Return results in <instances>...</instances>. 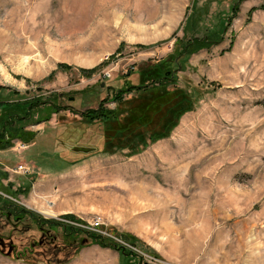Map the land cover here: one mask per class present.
<instances>
[{
    "label": "rangeland",
    "instance_id": "rangeland-1",
    "mask_svg": "<svg viewBox=\"0 0 264 264\" xmlns=\"http://www.w3.org/2000/svg\"><path fill=\"white\" fill-rule=\"evenodd\" d=\"M156 64L186 96L152 136L126 87ZM100 110L112 119L82 114ZM10 113L38 132L8 146L24 172L71 169L45 201L0 189L62 224L1 212L0 264H264V0H0V124Z\"/></svg>",
    "mask_w": 264,
    "mask_h": 264
},
{
    "label": "trees",
    "instance_id": "trees-1",
    "mask_svg": "<svg viewBox=\"0 0 264 264\" xmlns=\"http://www.w3.org/2000/svg\"><path fill=\"white\" fill-rule=\"evenodd\" d=\"M194 43L197 44L196 46L204 44L202 38H199V39L195 38ZM194 49H195V46L193 48L190 47V49L189 50L187 49L186 52L189 53L190 50H194ZM167 70H169V66L167 67L163 65V67H161L159 64L153 65L150 69H147L146 71H142L139 74L137 83L128 84L126 87V90H131V88H134L135 90L139 91L137 95H135L136 97L133 98V100L138 99V101L133 104L134 107H137V110L142 109V108L145 109L147 107V113L145 116H142V114L140 113L139 114L133 113L129 119L136 121V124L139 123L138 124L139 127H144L145 129L147 127V130L150 129L149 130L150 134L151 132L155 133V131H157L160 134L168 133V129L172 125V120H174L175 117L177 116L178 109L177 111H175V109L177 108L178 104H180V102L183 101V99L186 96L185 93L180 92L179 90L175 89L174 86L169 87L167 85L168 84L166 80L167 77L165 76L167 75L165 73ZM142 104H145V107H143ZM109 112L110 111H108V113ZM108 113H105L100 110L99 112L91 111L90 115L85 114V113H82V114H84L86 118H89V119H95L97 117H101L103 118V120H110L112 118L110 117V115H108ZM163 114H164V122L165 121L166 123L169 122L168 125L164 129L163 127L158 128V129L154 127L149 128L148 121H145L146 117L149 116L151 118L150 121L155 122L156 119L154 118L156 117V115L158 116V115H163ZM16 118L17 116H14L13 113H10L2 118L1 124H0V148L8 147L11 143L10 142L11 139L17 138V137H22L24 141L30 142L35 138L36 134L38 133L37 131H34V130L33 131L32 130L23 131L22 127L16 125L17 123ZM169 119L171 120L168 121ZM43 120H46V119H43ZM43 120H39V121H43ZM129 121L130 120H128V122ZM64 128H65L64 125L60 123L56 127V131L54 133V144L53 145L56 147L55 151H58V153L60 152V149L62 146V139H63L62 134H63ZM76 153H79V152L72 151L69 154L67 153L68 156L61 154V156L64 159V163H69L70 161L75 160L77 158L75 155ZM4 211H6V213L8 214H11L12 217L16 220L21 219L23 216L27 215L37 224H42L43 222L51 226H57V225L61 226L62 225L60 222L52 218L42 217L36 214L34 211L29 210L24 205L18 204L12 199H10L9 197H6L0 194V213ZM67 217L75 218L74 215H71V214H67ZM88 236L92 241H97L98 243L104 242L102 241L103 239L100 236L99 238L93 235H88ZM104 243L106 244V242Z\"/></svg>",
    "mask_w": 264,
    "mask_h": 264
},
{
    "label": "crops",
    "instance_id": "crops-1",
    "mask_svg": "<svg viewBox=\"0 0 264 264\" xmlns=\"http://www.w3.org/2000/svg\"><path fill=\"white\" fill-rule=\"evenodd\" d=\"M40 123L41 122H39L38 125ZM13 148L17 150L15 151V149ZM12 151H14L15 153H13ZM14 155H16L19 160H17L15 164H11L10 158ZM22 156L23 155L20 148H0V189L5 190L8 194L13 193L14 191H20V196H22V198H25V200L27 201H31V199H33L39 202L42 198H44L45 201V197H47V194H53V191L55 190V184H57L58 186L63 185L69 174V170L71 169L69 167L64 168V170L66 171H64L63 173L60 171L59 173L52 172L49 171V169L45 170L42 165H38L37 163L33 162L32 165H34L36 168V171L34 172L35 174L33 175H28L29 173L19 171L17 170V168L15 169V171L12 170V168L18 164V161H22ZM28 178H32L31 183L29 182ZM10 185L12 186L10 187ZM34 206L36 205L34 204ZM56 208L60 213L70 210L72 208V205L70 202H66V204H60ZM47 211L51 212V209H48ZM194 232H198V230L194 229ZM103 247L104 248L102 249L104 250V252L112 255V249L105 246ZM113 254L115 257V262L112 261L113 258H111V261L114 264H119L118 252H114Z\"/></svg>",
    "mask_w": 264,
    "mask_h": 264
},
{
    "label": "built area",
    "instance_id": "built-area-1",
    "mask_svg": "<svg viewBox=\"0 0 264 264\" xmlns=\"http://www.w3.org/2000/svg\"><path fill=\"white\" fill-rule=\"evenodd\" d=\"M17 170H19V171H28V167L26 166V165H24V164H19V165H17ZM95 218H97V217H95ZM98 219V218H97ZM97 221L98 220H94L93 221V224H97ZM191 264H196V263H191Z\"/></svg>",
    "mask_w": 264,
    "mask_h": 264
},
{
    "label": "water",
    "instance_id": "water-1",
    "mask_svg": "<svg viewBox=\"0 0 264 264\" xmlns=\"http://www.w3.org/2000/svg\"><path fill=\"white\" fill-rule=\"evenodd\" d=\"M69 99H72V96H70V97H68ZM141 264H154V263H151V262H149V261H143V262H141Z\"/></svg>",
    "mask_w": 264,
    "mask_h": 264
}]
</instances>
